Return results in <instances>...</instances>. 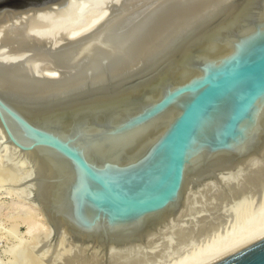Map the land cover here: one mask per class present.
<instances>
[{
  "label": "water",
  "instance_id": "water-1",
  "mask_svg": "<svg viewBox=\"0 0 264 264\" xmlns=\"http://www.w3.org/2000/svg\"><path fill=\"white\" fill-rule=\"evenodd\" d=\"M53 1L0 0V11ZM169 35L72 87L0 91L4 142L38 170L55 234L106 254L143 242L182 211L190 184L264 160V0H223ZM209 264H264V236Z\"/></svg>",
  "mask_w": 264,
  "mask_h": 264
},
{
  "label": "bare ground",
  "instance_id": "bare-ground-1",
  "mask_svg": "<svg viewBox=\"0 0 264 264\" xmlns=\"http://www.w3.org/2000/svg\"><path fill=\"white\" fill-rule=\"evenodd\" d=\"M193 1L57 0L0 11V91L17 97L31 91L44 95L83 83L86 75H99L105 62L112 63L111 73L131 66L193 16L223 2L203 0L193 9ZM0 139V154L12 164L6 171L13 176L19 172L13 184L17 191H12L29 210L26 231L36 233L42 245L33 247L39 251L32 256L26 249L31 260L26 264H209L264 236V195L247 199L248 204L241 201L264 189V160H257L190 184L181 212L143 242L110 245L106 254L86 237L54 233L36 201L41 190L38 170L26 154L4 142L1 128ZM232 203L239 209L225 221L222 212ZM201 211L209 218L195 223Z\"/></svg>",
  "mask_w": 264,
  "mask_h": 264
},
{
  "label": "rangeland",
  "instance_id": "rangeland-1",
  "mask_svg": "<svg viewBox=\"0 0 264 264\" xmlns=\"http://www.w3.org/2000/svg\"><path fill=\"white\" fill-rule=\"evenodd\" d=\"M0 141H1V139H0ZM0 152H2V151L0 150ZM1 154H0V175H1L2 171H6L7 168H8L7 170L10 172V167L12 165L10 162L7 161L6 156L3 155L4 153L2 155ZM8 171H6V173ZM9 172L6 174V176L9 175V177H6L5 174L3 175V173H5V172L2 173V176H1L2 178L0 177V264H19L20 259H22V258H23V260L27 259L26 262H23V260H21V263L23 262L22 264H24V263L26 264L27 262L31 261L30 257H28V255L32 256L34 253L38 254V251H39L40 247H42V245H41V243L39 244L38 240H36V238H37V235L35 233L36 231L34 232L35 234H33L32 232L29 234L26 231L27 230V228H26L27 223L25 224L24 219L27 218V215L29 214V212H28L29 210L23 204L24 202H22L20 199H18L19 196L17 197V195L15 194L14 190L17 191V186L14 185V187H13L14 183L15 184L18 183V182H16V180L20 178V176H18L19 172L17 171L18 172L17 176H16V174L13 176L12 175L13 173H11V175H10ZM12 176H13V178L15 176L18 178L15 177L14 178L15 180H11ZM9 179L11 181H9ZM12 188L13 189L15 188V189L12 191ZM262 188H264V187H262ZM260 189L256 190L257 191L256 194H253V193L251 194L254 196L249 195L250 197H246V200L244 198L245 201H248L247 203L243 200V197L241 198L242 200L241 199L240 200L242 201V203L244 202L245 204H248L249 200H247V199H250L253 197L255 198V196L256 197L257 196L262 197L264 195V193H263L264 189H262V190H260ZM240 200H238L239 201V202H237L238 204L240 203ZM235 203H236V201H235ZM242 203H240V204L242 205ZM232 204H234V203H232ZM238 204H236V205L238 206ZM241 205H240V207L245 206V205H242V206ZM228 206L226 208L227 209L229 208L231 210H229V209L225 210L226 211L225 213H228V214L232 213L231 217H228V214L223 213L224 212L223 210H222L223 212L221 211L222 215L224 214L223 215L224 217L227 215V218L220 216L221 218L223 217L225 219V221L228 218L232 219L235 216L236 211H238V209H239V207H236L235 204L232 205L231 207H230V205H228ZM233 207H234V211L236 209L235 212H232ZM198 213H197L198 215L196 214L197 216L195 215L197 218L193 220V221H195V223H201V221L203 219H205L207 217L209 218V216H207L206 215L207 213H205V212L201 211V213L200 212H198ZM200 214H201V216H204V217H201ZM208 215H210V213H208ZM28 217H29V215H28ZM197 219H198V222L196 221ZM206 221H208V220H206ZM210 221H212V220H210ZM218 221H221V219L219 218ZM33 247H37V248L39 247V249H36ZM46 247H48L47 244H46ZM27 248H29V249H27ZM26 249H27L28 255L26 253ZM30 249L33 251H34V249H36V250L33 252V251H30ZM25 254H26V256H25ZM46 255H49V253ZM24 256H25V258L28 257L29 260H28V258L25 259ZM19 257H22V258H19Z\"/></svg>",
  "mask_w": 264,
  "mask_h": 264
}]
</instances>
